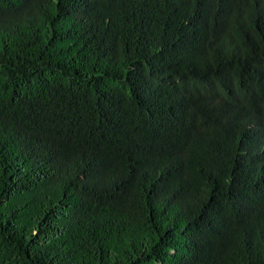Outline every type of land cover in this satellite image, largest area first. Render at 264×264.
<instances>
[{"label": "trees", "instance_id": "1", "mask_svg": "<svg viewBox=\"0 0 264 264\" xmlns=\"http://www.w3.org/2000/svg\"><path fill=\"white\" fill-rule=\"evenodd\" d=\"M0 264H264V0H0Z\"/></svg>", "mask_w": 264, "mask_h": 264}]
</instances>
